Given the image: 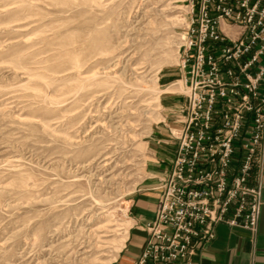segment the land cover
Returning <instances> with one entry per match:
<instances>
[{"label": "rangeland", "instance_id": "374dc122", "mask_svg": "<svg viewBox=\"0 0 264 264\" xmlns=\"http://www.w3.org/2000/svg\"><path fill=\"white\" fill-rule=\"evenodd\" d=\"M182 2L0 0V264L118 258L163 94L182 93L159 82L180 72Z\"/></svg>", "mask_w": 264, "mask_h": 264}, {"label": "built area", "instance_id": "2783aa9c", "mask_svg": "<svg viewBox=\"0 0 264 264\" xmlns=\"http://www.w3.org/2000/svg\"><path fill=\"white\" fill-rule=\"evenodd\" d=\"M176 150L133 264H193L218 225L257 234L264 176V0H183Z\"/></svg>", "mask_w": 264, "mask_h": 264}, {"label": "crops", "instance_id": "0c3cea01", "mask_svg": "<svg viewBox=\"0 0 264 264\" xmlns=\"http://www.w3.org/2000/svg\"><path fill=\"white\" fill-rule=\"evenodd\" d=\"M178 73L179 75L163 72L159 75V82L163 86H168L180 77L182 93L163 94L167 112L163 114L162 121L153 128L148 141L149 160L146 166L148 178L129 201L130 220L134 230L130 232L124 248L112 264H133L145 244L147 236L144 226L154 217L159 184L168 174L176 150V142L171 140L168 130L176 125L173 123L174 118L182 116L176 113V109L185 103L186 94L183 73L181 71ZM193 264H264V176L262 207L256 236L252 238L242 230L218 225L215 228V239L200 250Z\"/></svg>", "mask_w": 264, "mask_h": 264}, {"label": "bare ground", "instance_id": "6f19581e", "mask_svg": "<svg viewBox=\"0 0 264 264\" xmlns=\"http://www.w3.org/2000/svg\"><path fill=\"white\" fill-rule=\"evenodd\" d=\"M121 76V75H120ZM122 79V78H121ZM142 82H144V84H148V83H150L149 81H144L143 80V78H142ZM152 84V83H151ZM181 84H182V82H180V81H178L177 82V84L176 85H178V86H181ZM149 89H150V87L149 86H147ZM165 91V90H164ZM164 91H159V93H158V96L160 95V93L161 92H164ZM168 91V89L166 90V92ZM159 98V97H158ZM128 225L126 226V228L124 229V231H123V233H122V235L120 236V239H119V242H120V247H123V245H124V243H125V241H126V239H127V229H128V227L130 226L129 225V223H127ZM119 226V225H118Z\"/></svg>", "mask_w": 264, "mask_h": 264}]
</instances>
